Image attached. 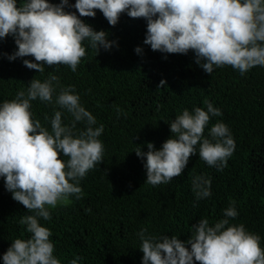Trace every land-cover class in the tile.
Wrapping results in <instances>:
<instances>
[{
	"label": "trees",
	"instance_id": "1",
	"mask_svg": "<svg viewBox=\"0 0 264 264\" xmlns=\"http://www.w3.org/2000/svg\"><path fill=\"white\" fill-rule=\"evenodd\" d=\"M18 6L23 0H17ZM59 4L60 0H49ZM75 0H68L73 5ZM73 12V7H66ZM80 17L94 31H105L115 43L98 54L85 40L86 55L75 72L67 65H45L37 73L23 64L34 57H7L16 51L11 36L0 38V104L27 92L32 79L43 82L49 73L59 77V85L74 86L80 104L96 119L93 127L104 126L98 139L104 146L103 162L97 164L79 181L82 197H69L65 203L49 208L51 219L39 218L50 230L53 255L61 264L82 257L78 264H142L139 233L146 236H177L187 241L193 224L207 219L212 226L225 219L224 211L234 207L235 218L229 225H243L249 233L260 237L264 249V66L251 68L243 75L231 66L206 73L195 63V54H169L151 50L143 43L146 20L133 19L122 13L115 26L103 14ZM140 47L138 54L134 51ZM165 86L158 88L160 81ZM53 102L31 101L32 119L51 133L50 120L55 111L62 112V123L70 125L73 117ZM205 101L222 113L210 116L204 138L217 122L224 123L235 142V149L222 171L208 166L197 153L191 155L179 177L167 184L152 186L146 181L144 159L135 150L147 152L152 143L159 150L171 137L172 120L187 109L207 111ZM117 108L121 111L118 113ZM45 117H48L46 120ZM77 122L75 132L85 128ZM215 142V141H213ZM61 159L68 157L61 154ZM195 176L210 179L211 195L197 200L192 190ZM12 199L0 177V264L2 256L16 238L31 234L21 225L22 216L32 215ZM186 247H190L186 245Z\"/></svg>",
	"mask_w": 264,
	"mask_h": 264
},
{
	"label": "clouds",
	"instance_id": "2",
	"mask_svg": "<svg viewBox=\"0 0 264 264\" xmlns=\"http://www.w3.org/2000/svg\"><path fill=\"white\" fill-rule=\"evenodd\" d=\"M66 7L75 8L66 12ZM99 10L108 24L115 26L120 15L146 20L144 44L151 50L169 54H195V63L212 74L214 66H231L242 75L256 66H264V0H68L53 4L49 0H0V38L11 36L16 51L7 58L34 57L23 64L37 73L45 72V65H67L76 71L86 55L83 42L87 40L98 54L102 47L109 50L114 41L105 31H94L80 17H95ZM136 53L142 50L134 49ZM161 80L158 88L164 87ZM55 104L73 117L70 125L62 123V112L55 111L50 120L51 133L32 119L31 101L39 99ZM207 111L195 107L187 109L169 124L171 137L156 150L147 144V152L137 148V157L144 159L146 181L152 186L167 184L179 177L191 155L197 153L208 166L222 171L235 149L228 127L215 123L204 138L210 116H220L219 109L205 101ZM121 110L117 108L119 113ZM47 120L48 117H45ZM77 122L85 128L74 131ZM95 117L80 104L74 86L59 85V77L49 73L41 82L32 79L27 92L19 91L16 98L0 104V177L4 178L12 199L32 215L22 216L21 225L29 238H16L3 254V264H61L54 255L50 230L39 223L51 219L49 208L65 203L69 197H82L79 181L97 164L103 162L104 146L98 139L104 126L93 127ZM215 141V142H213ZM61 154L68 157L61 159ZM210 179L195 176L192 190L197 200L209 197ZM237 211L229 207L225 219L210 226L201 219L191 226L187 241L177 236H146V229L138 234L143 253L142 264H264V249L260 237L249 233L241 225H229ZM186 245L190 247H186ZM82 257L69 264H78Z\"/></svg>",
	"mask_w": 264,
	"mask_h": 264
}]
</instances>
